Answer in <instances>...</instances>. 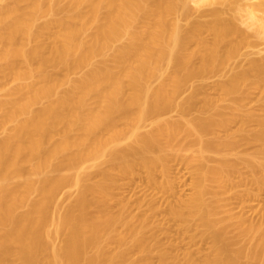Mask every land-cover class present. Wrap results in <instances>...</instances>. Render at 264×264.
<instances>
[{
  "label": "bare ground",
  "instance_id": "bare-ground-1",
  "mask_svg": "<svg viewBox=\"0 0 264 264\" xmlns=\"http://www.w3.org/2000/svg\"><path fill=\"white\" fill-rule=\"evenodd\" d=\"M202 1L219 3L223 9L218 4L220 8L199 15L208 20H189L194 11L186 0H64L61 6L53 0H10L1 5L0 87L11 79L16 85L0 98V125L14 122L0 139V264H149L159 245L149 235L147 218L126 214L124 205L110 211L104 204L108 210L93 217L86 212L101 198V206L110 201L109 190L119 174L138 165L152 180L154 169L165 170L167 155L189 150L192 139L199 143L191 155L197 162L194 194L184 206L212 238L203 264H264V217L254 222L239 217L234 230L228 229V219L215 216L223 199L211 187L231 186L230 176L244 161L250 179L243 183L264 188V162L231 158L247 144H254L258 156L264 155V56L231 61L232 67L227 62L249 43V34L238 22L264 29V0ZM231 10L238 11V17L224 15ZM45 12L51 18L36 27V18ZM183 19L184 28L178 24ZM119 39L121 45L104 59L105 49ZM98 55L103 59L93 62ZM79 65L87 67L86 73L58 94V71L70 72ZM47 66L57 74L46 71ZM163 66L170 67L168 73ZM227 66L230 75L214 84L218 96L204 97L200 106L211 114L180 118L177 123L159 117L177 105L174 95L186 81ZM155 76L161 82L152 89L148 81ZM27 78L31 81L22 83ZM249 90L262 94L259 114L239 109L237 95ZM192 93L178 103L182 115L200 94L197 89ZM221 99L230 101L226 116L216 109ZM149 116L152 131L139 132ZM231 123L238 126L230 128ZM181 125L186 136L179 140ZM210 131L211 142L204 139ZM126 136L130 143L123 147ZM210 152L220 158L206 166ZM86 160L107 165L99 168V179L93 183H85L88 174L81 164ZM78 165L81 170L76 173ZM61 169L68 174H59ZM67 180L80 186L79 196L62 214H50L54 192ZM31 191L36 198L29 201ZM23 203L26 211L18 212ZM170 211L182 216L172 207ZM59 236L62 243L53 244ZM237 239L244 245L231 250V241ZM131 254H138V259H130ZM157 257L159 264H194L189 255L182 263L163 253Z\"/></svg>",
  "mask_w": 264,
  "mask_h": 264
},
{
  "label": "rangeland",
  "instance_id": "rangeland-1",
  "mask_svg": "<svg viewBox=\"0 0 264 264\" xmlns=\"http://www.w3.org/2000/svg\"><path fill=\"white\" fill-rule=\"evenodd\" d=\"M9 1L10 0H0V7L1 5L9 3ZM50 1L52 2V0ZM53 1L54 3L58 1L60 3L61 1L64 0H57V1L53 0ZM186 1H187V5H189L191 8L193 7L192 9L194 11L192 15H190L191 17L189 16L190 17L189 20H205V19L208 20L210 18L209 16L202 17L199 15H201V13H203L208 9H213V8L218 9L220 7L221 8L223 7L219 3L218 4L221 5L220 7L218 6L217 3L206 4L202 0H186ZM257 1L258 0H249V2H257ZM61 3L60 6L64 4ZM228 12L224 14L226 17L232 15L238 17V11L235 12L231 10ZM45 14L43 15L42 13V16L36 18L35 20L36 27H38V25L39 26L42 25L44 22H46V20H49V18H51L48 12L47 13L45 12ZM53 15L55 17H58L57 15H61V14L56 15L55 13ZM178 22H179L178 24L182 28L187 26L186 24L187 21H185L184 19ZM238 24L249 34V38L247 39L249 43L245 44L241 48V50L239 51V55L233 58L234 61L232 60V58L229 59L230 61H227L230 67H232L231 66L233 64L232 62H237L240 60L244 61L249 58H257L260 56H264V29H257L255 24L253 25L248 24L249 27L243 23L238 22ZM43 33L46 32L44 31ZM42 37L46 38L47 35L42 34ZM44 38L43 40H45ZM121 40L125 41L124 38L123 39L121 38ZM121 40L119 39L116 42L114 41L115 43L112 42L110 44V47L105 49V55L104 53L102 54L104 59L108 58L107 56H109V54L111 53L112 54L110 56L113 55L116 49L115 46L116 47L119 46V44L122 42ZM101 58H102L101 55H98L93 57L92 61L96 62L101 60ZM106 60L109 61V63L111 62V60L108 59ZM79 66L72 68L71 69L72 71L70 72L65 70L66 72L63 73L62 69L58 71L59 76L58 75L57 76L60 77L61 79L60 80L61 82L58 79V81L60 82L57 89L58 94H62L66 92L69 88V83L72 80L78 79V77L80 78L81 75L86 73L87 67L84 65L83 66L81 65L80 67ZM168 67L163 66L164 69L161 68L165 74L168 73L170 69V67L169 68ZM226 68H224L223 70H225ZM46 69H47L46 71H49V73L53 71L52 68L49 66H47ZM229 69L230 68L228 67V69H226L227 71H223L222 68H220L218 69V71L214 70V72L211 71L210 73L209 72L206 73L205 77L203 75L204 78L199 77V78L190 79V81H186L174 95L173 99H175L174 101L177 103V105L173 104L169 108V110L166 109L165 113L162 112L159 115V117L163 119L165 118V120L168 119L170 121L172 120V122L176 120L177 123V120L180 118H185L188 121V119L191 120L197 117H206L207 115L211 114V112L213 111H207V110L202 111L200 106H202L203 103L202 101L204 97L218 96L217 93L218 91L214 89V84L218 81L225 80L230 75L229 73H231L232 71L231 69H230L231 71H229ZM164 73H162V75ZM160 80L161 77H157V76H155L154 78L152 77L151 81H148L149 82L148 86L150 87L152 86V89H154V87H156V85H158V83L161 82ZM30 81L31 79L27 78L23 80L22 83H28ZM4 83L5 84L2 87H0V98L4 97L5 90L11 89L16 85V82L12 81V79L7 80ZM196 89L197 92L199 91L200 94H196L195 96L196 99H194L193 101V106L187 111V113H185V115H182L180 113L178 103H181V101L183 100H187L190 97L189 95H193L192 92ZM261 95L262 94H260L257 90L254 91L249 90L247 94L237 95L239 102L238 103L239 109L241 111L249 109L256 114H259L260 110L258 107L257 100L261 97ZM218 101H216V105L218 106L216 107V109H218L219 111L223 109L222 110L223 113L224 112L228 113L229 109H227L226 107L230 103L229 99H226V101L223 99ZM41 105L42 103L35 105L33 106V109H38L41 107ZM225 113L224 115L226 116ZM152 119L153 118L149 116L143 122H141L139 127V132L147 133L152 131L153 129ZM13 124L14 122H6L0 125V139H2L6 135V133H8V131L13 127ZM234 124L236 126H234ZM237 126L238 123H231L229 127L235 128ZM182 128H184L182 125L181 128L179 126V129H181L179 130V132L182 133V134L179 133V140L184 139V137L186 136ZM212 133L213 132L211 131L207 133L206 138L204 139H206V141L209 142L213 141L214 139ZM223 134L224 133L222 132L221 135L223 136ZM128 139L127 136L121 139L122 140L121 145L123 147H125V145H129L130 139L129 140ZM192 140L193 141L189 140L191 143L189 144L190 145L189 150L181 152L178 155H174L172 152H170V154L167 155L164 161L165 170L161 168L154 169L151 172L152 180H149L148 172L144 168L138 165H135L131 170H129L126 173L119 174L113 181V184L109 190L110 201L108 203L102 202V206H101V200H102L101 198L98 204H96L97 207L93 206L90 209H88L86 212L88 217H93L99 215L98 212L101 213L103 210L110 209V211H116L120 207V205H124L126 207V214L133 215L134 217L147 218L151 223L149 227V229H151V231H149V235L151 234L154 235L159 245V250L155 252L153 256L149 259V264H159V260H157L159 259L157 257L158 253H163L164 255L172 259L175 258L176 261H178L179 263H182L186 255H189L190 259L192 260V262H194V264H203L205 257L208 256V254H210L211 244H212L211 243L212 238L209 234L210 232L207 233L203 227L198 225L196 221L186 211L184 206L185 203L194 194V179L196 176L195 170L197 167V162L191 160V155L193 154V151H195L196 148L199 146V143L194 139ZM234 153L235 154L231 155L232 159L239 160V158L241 157H245V158L250 157L256 162H264V155L258 156L256 154L254 144L239 146ZM218 158H220L219 154L217 155V153L215 154L210 152L207 154V158H206L207 161L204 160V162L206 163L203 164H206V166L213 165L215 164V162L217 161L216 159ZM92 163H93L92 161L90 162L86 160V162L81 164V166L83 167L82 168L83 171L86 173V175L88 174L86 177L87 180L85 179L86 180L85 183H93L97 181L99 179L98 171L107 168V165L102 160L99 166H96V164H94L95 165L94 166ZM81 166H79L78 168L76 167L75 170L77 169L78 171H80ZM61 170L62 171L58 173L59 174L64 173L62 175H65L67 171L63 169ZM75 170H72L71 172L74 174L75 172L77 173L78 171ZM66 174H68V172ZM244 179L249 180L250 175L247 170L246 163L242 161L236 165L235 172L232 173V175L230 176V180L232 184L231 186L225 189H220L217 185L211 184L212 190L218 194L219 198L223 199L222 204L219 205L216 209L215 216L219 219H226V220L228 219L227 222L230 224L228 229L232 231L235 228L234 222H236L239 217H243L244 219L253 222L258 221L262 217H264V188L260 189L256 185H252L249 183L244 184L243 183ZM80 189H81L80 186L76 185L74 182L70 180L61 183L57 187V190H55L52 201L50 202V205L48 207V210L51 211L50 214H52L53 212L54 213L53 215H56L57 213L62 214L63 212H65L64 210H66L69 207V205L71 206L79 196ZM88 192H87L88 194L90 195L92 194L91 191ZM27 197L29 201L34 200L36 198V193L31 191ZM206 198L210 199L211 197L210 195H206ZM104 204L108 207V209ZM103 206L104 209L102 208ZM99 207H101L100 210ZM171 207L177 211H181L182 216L180 218H177L173 214H171L170 211ZM26 209H27V204L24 205L23 203L21 207L18 209V212H24L26 211ZM118 229L121 228L119 227ZM231 235L234 238L235 233L231 232ZM231 235L228 236L230 237ZM51 242L55 245H60L62 243V237L60 236L54 237L51 240ZM242 245H244L243 240H238V239L236 241L232 240L230 243V249L235 250ZM138 257H139L138 254L130 255V259L133 260L134 259L137 260Z\"/></svg>",
  "mask_w": 264,
  "mask_h": 264
}]
</instances>
